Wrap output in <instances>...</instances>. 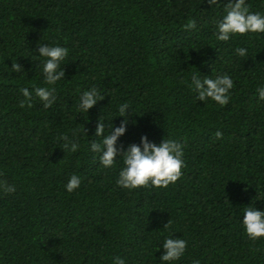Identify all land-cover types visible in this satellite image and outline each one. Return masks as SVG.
<instances>
[{
	"label": "trees",
	"instance_id": "1",
	"mask_svg": "<svg viewBox=\"0 0 264 264\" xmlns=\"http://www.w3.org/2000/svg\"><path fill=\"white\" fill-rule=\"evenodd\" d=\"M228 2L0 0V181L16 188L0 192V264H161L172 235L187 241L173 264H264V238L249 240L241 224L246 207L264 209V33L218 41ZM246 6L264 14V0ZM47 44L69 50L56 101L22 108L21 88L45 86L36 54ZM193 73L229 75V102L199 101ZM91 88L102 99L83 114ZM122 103L133 114L116 147L175 139L184 167L174 184L120 188L123 158L105 169L89 150L99 119L109 133L120 127ZM73 174L81 186L68 193Z\"/></svg>",
	"mask_w": 264,
	"mask_h": 264
},
{
	"label": "clouds",
	"instance_id": "2",
	"mask_svg": "<svg viewBox=\"0 0 264 264\" xmlns=\"http://www.w3.org/2000/svg\"><path fill=\"white\" fill-rule=\"evenodd\" d=\"M206 3L211 9L218 4V0H206ZM189 27H194V23L190 24ZM215 29L216 39L223 42H227L237 35L264 33V14L250 12L246 6V0H229L224 13L215 21ZM68 51L66 47L58 45L49 46L47 44V46L39 47L36 55L41 61L40 72L45 86L35 87L32 91H29L28 88H21L20 92L24 97L20 104L22 108L25 106L32 107L34 98L38 99V102L45 109L52 107L56 101L55 88L52 86L64 76L61 64L68 56ZM235 51L240 57H245L248 54V50L242 47L237 48ZM21 68L16 63L12 64L10 70L18 72ZM189 87L196 92L199 101L210 100L224 106L229 102L233 80L227 74L217 75L215 78L207 76L201 79L198 73H193ZM256 92L258 99L264 101V86H258ZM100 99H102L101 94L96 88L84 90L79 97V111L86 114L88 109L92 108ZM126 109H129L132 113L129 104L122 103L118 106L119 115L116 116L123 118L122 123L120 127L114 128L111 133L106 131V127H111V123L106 124L107 119L98 120L95 137L99 138V141L95 140L91 143L89 150L97 154L100 165L105 169L115 167L116 162L121 157L123 158L116 179V185L120 188L131 191L138 187L167 188L169 184H174L181 177V169L184 167V160L182 159L184 155L183 145L175 139H162L157 145L142 136L139 145L129 144L126 150L116 147L118 137L124 134L128 124ZM216 136L220 138L222 133L217 132ZM65 140L64 147L68 151H77L79 144L75 140H68V138H65ZM80 186L81 177L73 174L64 185V189L66 192L72 193ZM15 191L14 185L0 181V192L11 194ZM241 224L249 240L256 241L264 238V209L258 210L255 207H246L243 210ZM172 237L173 235L162 241L163 252L159 257L161 264H173V262L179 261L185 253L187 241ZM113 264H125V260L115 257Z\"/></svg>",
	"mask_w": 264,
	"mask_h": 264
}]
</instances>
